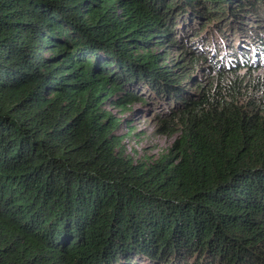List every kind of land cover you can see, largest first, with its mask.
Here are the masks:
<instances>
[{
  "label": "trees",
  "instance_id": "obj_1",
  "mask_svg": "<svg viewBox=\"0 0 264 264\" xmlns=\"http://www.w3.org/2000/svg\"><path fill=\"white\" fill-rule=\"evenodd\" d=\"M191 24L195 92L151 46ZM262 68L264 0H0V264H264ZM144 88L178 134L150 163L103 109Z\"/></svg>",
  "mask_w": 264,
  "mask_h": 264
},
{
  "label": "rangeland",
  "instance_id": "obj_2",
  "mask_svg": "<svg viewBox=\"0 0 264 264\" xmlns=\"http://www.w3.org/2000/svg\"><path fill=\"white\" fill-rule=\"evenodd\" d=\"M248 13L250 15L247 16V18H244V23L251 26L259 25L260 21L255 20L256 18L254 17V14L251 12ZM209 27L210 25H206V28L201 30L199 27L191 24L190 28L192 31L190 33H186V28L184 32L180 33L177 31L175 33V36H177L175 38L176 41H174L176 44L175 46H171L168 39H164L163 45L157 47L155 46V43H151V46L153 47L152 51L154 53H163L159 63L168 65L169 70H174V74H176L173 76L174 78L177 77V75H186L188 72L192 71V69H195L191 76V79L195 78L193 83L186 84L187 88L192 92H195V86L197 84L207 86L208 81H211L216 75L212 67L207 69V66H211L208 57L210 54L209 52L204 50L199 53L201 54V57H204L207 60V62L204 63L200 59L196 62L195 66H191L190 56L183 52L182 47L190 52L193 50L197 51L192 45V40L196 37L194 32H196L195 30H201L203 33ZM181 37L183 39H179ZM214 37H216V35ZM160 39L162 38L157 37L156 39H153V42ZM207 42L208 36L206 35L203 43L206 45L208 44ZM250 73H252L253 76L261 75L264 73V68ZM191 79L187 80L180 77L179 80L176 78L179 83H182V81L188 83ZM136 93L142 98V101L134 100L132 102H127L122 107H117L114 103L106 101L103 104V109L109 112L113 119L119 121V125L113 130V134L114 136L122 138L121 145L124 153L135 161L150 163L163 154H166L172 147L175 139L178 137V134L175 131L167 129V127L162 125L163 123H161L159 119L162 116H155L158 113L162 114L163 110L165 111L163 106L166 107L167 110H170L174 103L173 100L165 99L162 93H158L159 101L154 98L153 100L151 97L152 95L146 88H144V91H137ZM162 115L165 116V114ZM167 116L168 115H166L165 118H167Z\"/></svg>",
  "mask_w": 264,
  "mask_h": 264
}]
</instances>
